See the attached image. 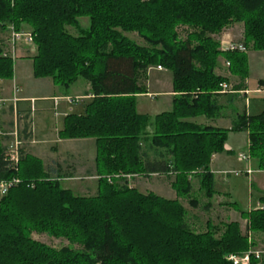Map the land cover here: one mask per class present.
<instances>
[{
	"label": "trees",
	"instance_id": "16d2710c",
	"mask_svg": "<svg viewBox=\"0 0 264 264\" xmlns=\"http://www.w3.org/2000/svg\"><path fill=\"white\" fill-rule=\"evenodd\" d=\"M81 16L90 18L89 27L78 36L66 32ZM231 22L243 23L246 47L264 50V0H0V29L31 30L34 77L62 89L78 79L89 83L91 98L82 113L64 117L59 137L94 138L100 175L95 196H76L36 157L20 152L17 168L10 167L0 145V180L20 179L0 199V264H233L227 256L249 248L236 221L223 223L218 236L212 225L195 232L177 200L106 179L169 174L177 195L187 196L195 176L211 198V157L224 150L229 130H248L250 157L264 170V112L242 113L230 129L192 120L220 111L217 91L227 78L214 72L220 51L209 33ZM178 25L194 30L180 40ZM119 29L136 31L146 44ZM224 53L230 72L247 77L246 54ZM158 65L171 72L175 95L170 110L150 118L137 112L136 98L146 92L140 80L147 68ZM12 76V59L0 53V79ZM239 211L249 231L264 233V206ZM33 230L84 250L52 248L33 239Z\"/></svg>",
	"mask_w": 264,
	"mask_h": 264
},
{
	"label": "rangeland",
	"instance_id": "374dc122",
	"mask_svg": "<svg viewBox=\"0 0 264 264\" xmlns=\"http://www.w3.org/2000/svg\"><path fill=\"white\" fill-rule=\"evenodd\" d=\"M235 24H237V26ZM89 25H90V18L87 16H81V17H77L76 26L65 25L64 29L66 32L70 33L71 35L78 36L81 34V31L87 29ZM231 26H236L237 29L235 31H237L238 33H240L243 30L242 22H231L225 25L220 31L215 32V33H209V36L218 42V50L220 51L218 60H220V58H223L225 64L228 60L224 56L225 53L223 51V43L228 42V41H233V40L243 42L242 38L233 39L231 36H230L231 38L229 37L230 34L226 33L225 30ZM12 30H13L12 25H9L4 30L0 29V53L5 56H9L12 59L13 63L18 58L20 59L21 58H26V59L31 58L33 61V56H35L37 53V46L34 43L33 37H32V41L25 40L24 37H22V39L19 40L18 42L16 41L12 43V39H11ZM193 30H194L193 28L187 25L176 26V32L180 40H184L186 36L189 33H191ZM18 31L22 33H30L31 35V30L28 26H23L22 29ZM119 31L121 32L123 36H125L129 40L136 42L139 45L146 44L144 39L141 38L136 31H123L122 29H119ZM249 50H254V49H252L248 45V47H246V51L243 53H245L247 56V52ZM259 56H261V54ZM262 56H263L262 58L257 59V63L261 64V66L263 67L264 66V54H262ZM223 66L220 68L216 67L214 69V72L217 75L227 78V81L223 83H226L228 87L225 90L223 89V87L220 86V89L217 92L219 93L224 92V91L234 92L233 90L234 86L243 87V84L241 82H243L246 77L241 79L238 76V78L241 81H239V84L237 85H232L229 81V76H223L222 74H220L222 73V69H224L225 66L228 67V68L226 67L225 68L229 70V66H227V64L224 67ZM153 67H157V66H151V67L149 66L147 68L146 76L144 77L142 76V79L140 80V83L145 85V87H146V79H147L146 77L148 75V72L150 73V70ZM161 68H164V67H161ZM151 72L152 73L149 76V78H154L156 75V72L155 71H151ZM230 74L233 75L231 72ZM257 74H264V70L256 68L254 66L253 67L254 77H256ZM41 78H49V77H41ZM251 83L252 84L255 83V79L252 78ZM151 89L153 88L151 87ZM247 98L250 101V103L248 102V108L252 113L264 110V93H261L260 95H255V94L248 95ZM15 100L16 98H12V101H15ZM2 101L4 103H8L7 100H2ZM148 103L153 104V105L150 104L152 106L151 109L154 108L155 107L154 104H156L155 97L138 98L137 99V111L140 113L145 111V109H147L146 105H149ZM234 105L235 103L229 104L230 107ZM165 107L166 106H163L162 104H160V106L156 105L154 109L155 110L165 109ZM0 117H1L2 122L5 124L6 122H9L12 119L9 113L2 114ZM204 117L206 116L195 117V118H192V120L198 123H201L205 120ZM28 127H29L28 128L29 133L31 135L30 140L31 142H34L33 141L34 133H35L34 124L30 122ZM59 131H58V137H59ZM147 131L150 135V133L152 132V129L148 130V127H147ZM69 139H79V138H69ZM87 140H89L87 142L91 144L92 141L90 139H87ZM225 142H229L231 144V147L234 149V152H232L233 153L232 161L234 162V164L232 165V168H234L235 170H239L238 169L239 166L243 165V163L237 159L238 155L247 154L249 159L251 156L248 152V146L246 147L247 145L246 133H242L241 135L239 133L227 134ZM233 143H236L238 145L234 147ZM25 144H26L25 139L22 137L18 126L14 125L10 127L8 125H4L3 127H1V123H0V145L3 147L4 155L8 157L7 154H10V153L14 154L15 151H17L18 153L17 160L10 161V167L17 168L20 152H23L24 154L38 158L42 164V167L45 170L50 171L51 175L53 176L52 178L57 179L61 187L64 189H69L73 193V195L95 196L98 193V189H99L98 180L100 178V175L98 174L96 170V163H95V160H96L95 139H94L95 149L93 150V147L87 144V146L85 147V152H72V151L66 152L65 150H63L64 147L59 146V145L57 148L58 150L51 149V148H54L55 145L57 144L56 141H52L50 143L43 142L41 143L40 148H38L37 150L35 149L36 151L34 152L32 150H28L25 147ZM42 147L47 148L46 152H43L44 148ZM91 148H92V151H91ZM245 177L246 176H244V173H239L237 174V176L233 174L230 175L231 185L235 186V192H234L233 199L237 203H236V207L235 208L233 207V209L236 211L237 210H247V199L249 197L248 189H249V185L251 186V183L248 182L247 178ZM13 178H18V177H12L6 180H11ZM106 179L109 183H112V184L118 183L119 186H122L124 184L131 188H135L137 191L141 193L153 192L156 195L164 197L166 199L177 200L185 209L184 218L187 224L195 232H205L207 231L208 227L212 225L213 227H218L217 230L219 231L216 232V236H218L219 233H221L223 229L222 227L223 223L234 221V220H227V218L225 217V215L227 214L224 212L222 208L219 207L220 205H219V202L217 201V198L212 199L213 197L208 198L205 196L203 191L199 189L198 177H195V176L191 177V184L193 188L191 190V193L187 196L177 195L176 191L172 187V181L174 180V176L169 175V174L151 173V174L145 175V174H137V173H134V174L117 173L114 175H107ZM13 186H10V187H13ZM10 187L7 189L5 193L0 192V199L2 196H4L8 192ZM252 190H253V193H255L254 192L255 185L252 186ZM238 224L240 227V231L243 234H245L247 237V242L249 244V248L247 250L251 249V250H261L262 251L260 258L256 259L257 262H255L254 264H257V263L264 264V260H263L264 258L262 259V256L264 255V246H262L260 242L261 240L259 238V237H262L264 233L249 231L247 229V219H246V222L240 221L238 222ZM31 235L33 239L40 241L55 249H59L61 247H68L75 251L84 250L83 249L84 247L82 245L75 243V242H70L65 237L54 236L50 234L49 232H40V231L33 230L31 232ZM249 264H251V259H250Z\"/></svg>",
	"mask_w": 264,
	"mask_h": 264
},
{
	"label": "crops",
	"instance_id": "0c3cea01",
	"mask_svg": "<svg viewBox=\"0 0 264 264\" xmlns=\"http://www.w3.org/2000/svg\"><path fill=\"white\" fill-rule=\"evenodd\" d=\"M235 25L237 26V24ZM236 26L227 28L225 30L226 33H229V37L231 36L233 39H243V30L238 33L235 31L237 29ZM260 54L261 56H259ZM262 54H264V51L249 50L247 52L249 70L248 76L243 82H241L243 87L234 86V92H220L217 97L220 104L219 113L214 117H204L205 120L201 122L202 124L230 129L240 114L245 113L246 115H257L264 112V110H262L252 113L248 108V102L250 103V101L247 98L248 95H260L261 93H264V74H257L256 77L253 75L254 66L264 70V66L262 67L261 64L257 63V59L263 57ZM223 65H226L224 59L220 58L217 67L220 68ZM225 67L222 69V73H218L223 76H229V81L232 85L239 84V81L241 80L238 76L231 75L229 70L226 69L228 67ZM151 71L156 72L154 78H149L152 73ZM146 78V92L137 95L136 110L138 98L155 97V107L156 105L160 106V104H162L163 106H166L165 109L155 110L154 106V108L151 109V105L153 104L148 103L149 105H146L147 109H145V111L141 113L137 111L139 114L153 118L156 114L168 111L172 107V98L175 95L172 88V75L171 72L165 68L159 69L153 67L151 68L150 73L148 72ZM252 78L255 79V83L253 84L251 83ZM151 87L153 89H151ZM90 93V85L86 80L78 79L68 89H62L55 85L49 78H36L33 76L32 59L18 58L13 63L12 78L0 79V116L9 113L12 117V119L9 122H6V124L2 122L0 117L1 127L4 125L10 127L14 125L18 126L22 137L25 139V147L33 152L40 148L41 143H50L52 141L57 142L55 147L51 148L54 150H56L59 145L64 147L63 150L66 152H85L87 144L93 147L94 150L95 144L94 139L92 138L61 139L58 137V131L63 126L64 117L70 113H82L86 102L92 96ZM66 97H79V99L69 101ZM12 98H16V100L12 101ZM54 98L57 99L55 100ZM2 100H7L8 103H4ZM232 103H235V105L230 107L229 104ZM30 122L34 124V142H31L30 140L31 135L28 129ZM151 129L152 126L149 125L148 130ZM230 133H239L240 135L246 133V147L249 146L248 130H229L227 134ZM87 139L92 141L91 144L87 142L89 141ZM233 145L236 147L238 144L233 143ZM46 149L47 148H44L43 152H46ZM232 152H234V149L231 147V144L225 142L224 150L213 154L211 157L209 170L211 171L213 186L216 191L212 199L217 198L220 205L219 207L227 214L225 215L227 220L246 222V218L240 215L239 210L236 211L233 208H230L231 206L226 205V202H232L234 200L235 186L231 185L230 175L233 174L237 176L233 171L244 173L247 181L251 183V186L249 185L248 189L249 197L247 199V210H243L250 211L264 206V202L260 199L264 196V170L257 169L255 162L251 157L249 160H242L239 158V155L237 159L242 162L243 165L239 166V170H235L232 168V165L234 164L232 161ZM248 169L251 170L249 173L247 172ZM253 185H255V193H253L252 190ZM234 202L236 201L234 200ZM229 216L232 219H230ZM259 238L262 246H264V234ZM263 258L264 255L262 256V259ZM255 262H257V260Z\"/></svg>",
	"mask_w": 264,
	"mask_h": 264
},
{
	"label": "built area",
	"instance_id": "2783aa9c",
	"mask_svg": "<svg viewBox=\"0 0 264 264\" xmlns=\"http://www.w3.org/2000/svg\"><path fill=\"white\" fill-rule=\"evenodd\" d=\"M22 37H24L25 40L32 41V36L30 35V33H22V32H17L14 29L12 30L11 32L12 43L16 41L18 42L19 40L22 39ZM223 51L224 52H234V51L245 52L246 46L241 41H228V42L223 43ZM226 64L229 65V62L227 61ZM157 68H161V66L158 65ZM220 86L223 87V89L225 90L228 87L226 83H221ZM54 99L56 100L57 98H54ZM66 99H68L69 101H74V100H78L79 97H74V98L66 97ZM17 155H18L17 151H15L14 154H11V153L7 154L8 156L7 159L9 161L17 160ZM239 158L242 160H249V157L247 154H239ZM250 171H251L250 169L247 170L248 173ZM233 173L239 174L240 172L234 171ZM18 182H19L18 178H13L11 180L1 179L0 180V192L5 193L10 186L17 184ZM261 252H262L261 250H251L250 249L240 254H229L227 256V259L231 261L233 264H249L251 257H254L255 259H259L261 256Z\"/></svg>",
	"mask_w": 264,
	"mask_h": 264
},
{
	"label": "bare ground",
	"instance_id": "6f19581e",
	"mask_svg": "<svg viewBox=\"0 0 264 264\" xmlns=\"http://www.w3.org/2000/svg\"><path fill=\"white\" fill-rule=\"evenodd\" d=\"M20 182V181H19ZM11 188V187H10Z\"/></svg>",
	"mask_w": 264,
	"mask_h": 264
}]
</instances>
